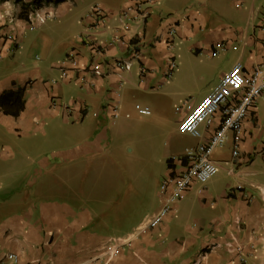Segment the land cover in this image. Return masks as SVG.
<instances>
[{"label": "crops", "instance_id": "crops-1", "mask_svg": "<svg viewBox=\"0 0 264 264\" xmlns=\"http://www.w3.org/2000/svg\"><path fill=\"white\" fill-rule=\"evenodd\" d=\"M34 1L0 0V92L25 85L18 116L0 112V264H264V203L258 195L264 189V115L258 110L264 90L242 121L237 157L228 133L211 154L215 174L154 227L138 228L159 207L158 185L168 174L170 152L159 172L154 166L126 176L88 174L107 146V119L120 90L150 88L158 76L164 81L169 56L176 61L183 49L226 59L203 95L184 100L192 104L233 63L247 69L264 63V0H152L145 19L124 30L119 16L129 0H41L33 8ZM95 4L105 17L94 25L88 12ZM86 40L97 43L101 54ZM129 42H136L135 57ZM23 48L38 56L29 63ZM69 51L76 64L61 67ZM93 57L103 74L84 70ZM116 58L127 59L129 69L115 67ZM192 138L175 155L199 141ZM30 139L40 142L36 153ZM47 142L59 155L45 154L52 149ZM52 162L66 170L58 175ZM71 180L72 187L64 185ZM52 189L59 198L48 195ZM113 239L128 242L116 240L111 253ZM226 242L241 247L243 261Z\"/></svg>", "mask_w": 264, "mask_h": 264}, {"label": "built area", "instance_id": "built-area-1", "mask_svg": "<svg viewBox=\"0 0 264 264\" xmlns=\"http://www.w3.org/2000/svg\"><path fill=\"white\" fill-rule=\"evenodd\" d=\"M152 0H129L122 8L120 13V27L126 29V24L130 21L142 22L147 13L148 5ZM88 17L92 18L93 24H99L103 21L105 13L102 7L95 4L88 12ZM31 28V27H30ZM174 32L173 26L168 28V33ZM83 38L87 39L86 33ZM116 40H123L116 36ZM131 40V39H130ZM89 47L93 49L94 54H101L98 44L86 40ZM130 43V51L132 57L137 56L136 42ZM168 48L171 47V40L167 41ZM66 62L75 66L76 58L73 51H69L68 55L60 62V66ZM115 67L121 70H128L130 63L127 59L116 58L114 60ZM175 59L169 56L166 61V69L164 77H169L172 69L175 67ZM87 70L93 75H101L102 70L100 64L91 60ZM140 69V75L143 68ZM64 71V68L62 69ZM62 72V76H63ZM78 79L83 83L86 78L79 76ZM264 90V63L255 64L249 69L245 68L240 62H235L231 67L219 78L214 88L197 103L192 104L184 101L175 107L179 111L183 109V114L178 121V129L187 133L192 137L198 138L199 141L190 147H185L182 154L172 155L168 158V174L164 176L158 185V193L160 195L159 207L149 216H147L138 227L143 229L146 227H154L159 224L166 215L172 212L175 202L187 197L191 190L197 188L199 191L207 180L215 174L217 165L211 158L213 150L222 146L228 133L232 134V156L237 157L239 151V141L241 138L242 121L248 111L253 107L256 99ZM55 105V102H52ZM135 109L142 114H148L147 106L134 105ZM114 117L116 115V105L111 110ZM217 118V123H214ZM258 195L264 203V189L258 188ZM116 240L127 243L128 240L113 239L110 248L111 253L116 251ZM234 242L233 240H230ZM218 246V244L216 245ZM228 251L234 250L232 255L236 256L239 261H243V252L240 246H231V243L224 244ZM8 259L16 262V255L8 253ZM29 264H35V261Z\"/></svg>", "mask_w": 264, "mask_h": 264}, {"label": "rangeland", "instance_id": "rangeland-1", "mask_svg": "<svg viewBox=\"0 0 264 264\" xmlns=\"http://www.w3.org/2000/svg\"><path fill=\"white\" fill-rule=\"evenodd\" d=\"M34 6L35 4L32 7L36 8ZM21 51L24 53L26 49L23 48ZM35 52L37 51L30 49L27 55L24 53L29 63L35 55L38 56ZM175 58L176 67L164 81L161 76H158L155 81L153 80L150 88L139 87L134 91L125 90V93L120 90L116 115L107 119L110 124L107 130V146L100 154L95 155L98 161L93 168L88 169V174L99 177L118 176V174L126 176L127 172L140 173L154 166L159 172L167 152L175 155L183 146L193 144L195 139L178 129V117L183 113V109L177 111L175 107L186 99L192 101L203 95L226 59L224 56L209 59L202 54L195 55L183 49L178 55L176 53ZM135 68L136 65L133 64L132 75H135ZM135 104L147 106L149 113H139L134 107ZM258 110L263 116L264 102H260ZM31 141L36 153L40 142L30 139ZM47 143L45 146L52 149L49 151L45 149V154L52 158L59 155L54 152L58 150L56 145L53 142ZM3 151V149L0 150V152ZM49 166H52L53 172L58 175L65 169L59 168L53 162ZM65 184L72 187L74 183L71 180L65 181ZM106 189L110 190L108 186ZM59 194L58 189L48 192L51 198H59Z\"/></svg>", "mask_w": 264, "mask_h": 264}, {"label": "trees", "instance_id": "trees-1", "mask_svg": "<svg viewBox=\"0 0 264 264\" xmlns=\"http://www.w3.org/2000/svg\"><path fill=\"white\" fill-rule=\"evenodd\" d=\"M39 1L35 0L34 7H38ZM44 2H50L52 4H58L65 0H42ZM24 11H20L19 15L22 16ZM25 85H17L12 88H8L0 92V112L13 117L18 116L20 111L24 107L23 91ZM168 160V159H167ZM169 164V163H168Z\"/></svg>", "mask_w": 264, "mask_h": 264}]
</instances>
